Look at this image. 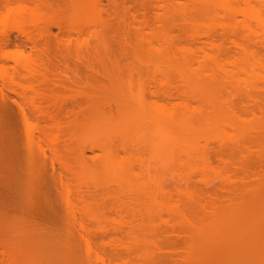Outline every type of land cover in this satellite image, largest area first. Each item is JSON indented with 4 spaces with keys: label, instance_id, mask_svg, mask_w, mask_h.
<instances>
[{
    "label": "rangeland",
    "instance_id": "1",
    "mask_svg": "<svg viewBox=\"0 0 264 264\" xmlns=\"http://www.w3.org/2000/svg\"><path fill=\"white\" fill-rule=\"evenodd\" d=\"M82 1L84 2L81 3V9L78 10L72 7L71 9L67 5L66 8L62 6L64 8L60 9L62 14L57 15L61 13L59 11L55 14L59 19L61 18V27L50 25L47 30L49 32L45 33V30L42 32L45 34L41 33V36L38 31L44 25L39 24L37 29L36 27L33 28L32 22L36 17L32 14H22L23 16H20L21 20H19V16L15 19L6 18L3 11L0 16V66H15L12 60H6L3 56L13 55L18 50L35 58L36 55L40 54L39 51L34 50V45L28 41V36L25 34L26 32L31 33L36 40L38 39L37 42L39 41V44L36 42L35 47L39 50L45 49L44 52L47 53L49 58L51 57L52 65L57 69L65 66L71 69L78 68L76 69L79 70L77 74L81 76L82 81L85 82L84 79H88V82L84 83L88 91L80 82V86L84 87L85 92L89 93L91 88L92 91L93 88L96 89L90 102L82 105L83 114L80 118L84 122L86 130L82 133L81 144L109 146L116 151V149H119L117 148L118 143H128L129 140L133 139V137L129 138L131 137L129 128L126 127L123 121L125 117L118 115L114 110L116 106H113V103L115 105L118 98L129 100L130 105L134 108L135 114L133 113V116L136 115V119L141 117L140 132H146L147 127L151 133H155L153 145H151L152 148L155 147V151L152 152V155L150 152L149 156L147 151L142 155L143 167L147 166L150 169L149 175L152 178L149 192L139 188V183L146 177L144 171L139 180L133 182V184L117 185L120 177L117 166L113 164L115 161L111 162L109 156L99 149H94L93 152H85L86 157H94L92 164L95 167L93 173H81L82 178L80 177V180H84L85 184L82 181L80 190L82 194L79 195L83 197L84 203L80 201L81 204L78 202L77 205L82 210L91 207V212L83 219L89 227L91 235L95 234L92 237L95 238L93 240L96 242L98 249L105 254L122 260L127 259L129 264H223L235 259L232 257V248L241 245L242 247L238 246V248L241 247L245 250L238 257L245 260L244 263L249 264L247 262L252 263L256 260L254 263L264 264V117H261L262 114L257 108H255L253 114L249 112L254 103L248 99L250 97L254 99L256 97L261 98V107L264 110V68L256 65L258 61L255 57H251L249 59L251 65L240 69L226 64L223 70H218L213 67V64L208 63L206 66L209 68L204 65L205 69L197 71L196 69L201 67L199 65L196 68L198 64H201L197 60L199 56L193 57L194 59L189 58L191 61H188V63L191 65L188 63L187 65L190 68L186 66L175 68L172 65L174 64L173 61L167 58L170 56L163 57L157 55L154 51V49H159L160 46L163 48L168 46L165 41L167 42L170 37H173L170 40L177 47L185 46L193 50H197L199 47L205 48V43L218 40L219 34L224 29H232L236 31L238 36L250 38L254 42L252 49L264 53V11L261 14L257 13L260 2L251 0L250 7L252 10H248L247 14L243 15L240 13L243 8L241 1L219 0L220 2H230L234 6L236 4L235 8H238L239 13L229 14L222 8L214 7L204 19L192 18V20H185L181 17L183 21L179 16V19H177V14L172 15H175L174 18L176 17V19L168 18L169 16L172 17L171 15L163 17L161 15L164 13L163 11L151 7L148 10L149 12L146 11L148 14H143L145 17L142 13L139 15L133 14L136 17L135 20H137L135 21L128 13H133L137 7L130 6L129 10H125L127 4L124 6L125 4L122 3L124 1L128 3L129 0H116L124 9H120L121 7L118 4L116 14L114 12L115 8L113 11L107 6L101 7L104 10L95 7H90V9L88 8L89 0ZM147 1L150 5L151 3L155 4L157 0ZM178 1L183 2L184 0ZM15 5L14 3L11 4L13 7ZM124 11L128 12L125 13ZM98 12L102 14H98ZM119 12L122 15L125 14L122 17L123 19L118 14ZM168 13L172 14L171 11ZM67 14L69 17L65 19ZM97 14L102 16H99L103 20L100 21L101 23H99L100 19H98ZM158 16L163 17L162 20L164 19L165 22L160 21ZM146 18L148 21H143ZM155 18L158 19V22ZM118 19L120 20L118 21ZM68 20L80 24L82 28L80 34L78 31H69ZM126 24L129 27L128 25L126 27ZM19 25H22V27ZM193 36L195 37L193 38ZM57 37L58 39H56ZM209 37L211 41H209ZM222 49H224V52H228L227 57L234 55V50H236L230 42H224ZM75 52L82 53L86 58L80 61L76 60L72 56ZM62 54L65 58H62ZM42 55L41 63L46 65V57L44 54ZM223 57L225 56L218 58L221 64H224ZM236 57L235 55L231 60ZM178 62L181 64V61ZM39 63V61L36 62L37 65ZM32 67H34L33 64ZM101 73L103 76L106 74L105 78L100 75ZM66 75L70 76L71 73ZM90 84L96 87H92ZM88 85H90V89ZM167 86L169 89L173 87L171 90L177 87L178 98L169 100L164 99L161 94L159 96L150 94L158 87L168 90ZM61 92L65 91L61 90ZM8 96L11 99L18 100L13 93H8ZM139 99L142 100L139 101ZM6 101L5 104L11 109L13 104H9V99ZM3 102L1 103L0 100V104H3ZM145 102L150 105L147 106ZM176 102H183L182 106L187 107L188 112L193 111L192 114H194L195 109L197 111L203 109V113L206 112L205 114L210 116L213 113L212 118L215 117V114L217 117L214 118L215 120H208L209 123L208 121H200V119L196 120L195 114L194 120L199 121L198 124L200 125V127L198 124L193 125L197 129L195 131L191 130L192 126H188L194 117L191 121L189 119V122L186 119L190 118L189 115L186 118H181L178 115L177 121L179 123H177L175 116H173L175 119L173 118L171 121L167 118L164 110L161 111L155 107L156 105L167 104L166 108H170L169 105ZM204 102L206 103L204 104ZM137 103H140V106ZM142 103L145 106V108L142 106L144 110L140 109ZM70 106V104L66 105L68 108ZM12 108L17 117L14 105ZM190 109L194 110L191 111ZM182 113H184V110ZM100 115L108 117L102 120L99 119ZM7 116H5V119ZM11 118L10 116L6 119L8 123L6 125L7 130L10 134L12 131H16V126L12 124ZM97 121L100 123L98 126H96ZM172 122L173 130L177 129L173 131L174 135L171 133ZM196 122L194 121L192 124ZM137 128L139 127L137 126ZM190 130L194 132L192 133ZM175 131L178 135L175 134ZM140 132L136 134L140 135ZM185 132L191 136H185ZM169 133L172 135V140H170ZM218 152H222L224 155L222 161L216 158ZM112 153L115 154L113 151ZM116 153L115 155L119 158L124 157L122 150L119 149ZM205 158L208 159L210 165L205 164ZM240 166L248 167L245 168L247 172L244 174L247 173V177L240 175ZM134 169L135 172H138L137 166ZM240 177L242 179H239ZM223 184L224 186H222ZM242 184L243 186H241ZM0 191L3 197L11 203L12 197L9 196V188L4 185V187H0ZM105 192L112 194V196H108ZM162 192H167L168 195L165 196L161 194ZM86 194L88 195L86 196ZM107 196L108 198H106ZM89 197L93 199L89 201ZM62 203L59 206L63 209L64 204ZM61 208L60 210H62ZM57 210L58 214L62 215L60 219L56 213L57 218L54 217L56 222L52 218L53 215L51 219H48V216L42 212L40 207L36 210L34 217L33 215L25 213L21 215L10 211L7 212L5 218L1 214L0 243L2 245H0V264H37V261L42 264H50L40 261L48 257V253L47 255L44 254V249L47 248H44L43 245L48 246L50 245L48 241H56L65 237L68 238L69 244L59 243L60 247L57 245L58 248L55 245L53 247L55 252L52 250L53 254L49 252V249L53 248L46 250L49 255L51 254L50 257L52 256L54 260L57 259L55 257H60L57 259L60 260L68 256L72 260L74 258H84L86 253L82 241L79 239L81 232L78 230V226L72 224L70 218L62 219L63 213H59V209ZM75 216L77 219L80 217L77 212ZM32 218L40 225L34 228L21 222L23 219L33 220ZM230 222L233 223L232 228L227 227ZM246 222H248L246 226H249L246 228L247 232H244L241 224L243 226ZM55 229L56 233L52 235L51 232ZM112 238L119 240L115 246H110L111 243L108 244ZM101 241H103L102 244ZM245 244L246 247L250 245L248 248H251V246L252 248H244ZM3 246L9 250L8 254L3 253ZM61 246H64L65 249ZM33 247L39 249L38 256ZM125 247L126 249H124ZM188 247L193 248L189 250ZM61 249L64 252H61ZM41 251L42 253H40Z\"/></svg>",
    "mask_w": 264,
    "mask_h": 264
},
{
    "label": "bare ground",
    "instance_id": "2",
    "mask_svg": "<svg viewBox=\"0 0 264 264\" xmlns=\"http://www.w3.org/2000/svg\"><path fill=\"white\" fill-rule=\"evenodd\" d=\"M236 1H239V2L241 1V3L243 4V8L240 10V13H242L243 15L247 14L248 10H252V8L250 7V1L251 0H236ZM257 1L260 2L259 7L257 9V13L261 14V13H263L262 11H264V0H257ZM82 2H84V1H82V0H1L0 1V16H1L2 12L4 11L5 14L4 13L3 14L5 15L6 18H11V19L14 18L15 19V17L19 16V20H21L20 16H23L26 13L32 14L34 17H36L34 22H32L33 28L36 27V29H37V27H39L38 26L39 24H42V26L44 25L42 28L39 29L40 31H38L40 33L39 35L41 36L42 34H45L47 32L50 25L54 26V27L60 26L61 18L59 19L58 16L55 15V14H57L58 11L61 12L60 9H62L63 7H65L67 5V6H70V8L71 7L73 9L77 8V10H78L81 7ZM103 2L105 3V5H103L104 4ZM13 3L16 4L15 7L11 6V4H13ZM88 3H89V7L87 5L88 8L95 7L97 9H102L101 7L107 6V7L111 8L112 11L115 8L114 12L116 11V8L118 7V4H119V2L116 0H89ZM122 3L125 4L124 6H126V4H127V9H125V10H129L130 6L131 7H137L136 9H134L133 13H128L129 15L131 14L132 20H135V18H136L135 15H133V14L139 15L140 13H142V15H143L151 7H153V9L157 8L158 11H161V12L163 11L164 13L161 14L163 17H167L168 15L172 16L173 14H177L176 15L177 19L182 17L185 20H187V19L192 20V18L204 19L209 14L211 9H213L214 7L222 8V9H224L225 12H227L229 14H232L234 12L239 13L238 8L237 9L235 8L236 4L234 6L230 2H220L219 0H184L183 2L182 1L180 2L178 0L177 1L176 0H157V1H155V4L151 3L150 5H148L147 0H129L128 3H126V1H124ZM119 6H120V4H119ZM120 9H123V8L121 7ZM102 10H104V9H102ZM70 11H72V10H70ZM87 11L89 12V10H87ZM170 11L172 12V14L168 13ZM92 12H94V11H92ZM96 12H97V10H96ZM105 12H104V14H105ZM124 12L126 13L128 11H124ZM79 13H81V12H79ZM165 13H167L166 16H164ZM59 14H62V12L58 13L57 15H59ZM98 14H102V13L98 12ZM98 14H97V16H98ZM112 14H113V12H112ZM115 14H116V12H115ZM118 14H120L121 19H123L122 17L125 14L122 15L121 12H119ZM146 14H148V13H146ZM138 15H136V16H138ZM77 16H78V13H77ZM99 16H101V15H99ZM99 16H98V19H100L99 23H101L103 21V20H101L102 16L100 18H99ZM174 16H172V17L169 16L168 18L176 19V17L174 18ZM178 16H179V18H178ZM62 17H63V15H62ZM67 17H69L68 14L65 17V19ZM118 17H119V15H118ZM143 17H145V15H143ZM158 17H160V16H158ZM162 18L161 17L159 18L160 21L162 20ZM63 19H64V17H63ZM183 19H182V21H183ZM119 20L120 19H118V21ZM146 20L148 21L147 18L144 19L143 21L146 22ZM157 20L158 19H156V21ZM135 21H137V20H135ZM162 21H164V19ZM173 21L177 22L176 20H173ZM166 22H168V21H166ZM14 23H16V22H14ZM17 23L19 24V21ZM20 23L23 25L22 21H20ZM66 23H67V21H66ZM160 23H162V22H160ZM67 24H68L69 31L70 30L71 31H78L80 34L82 28L78 22L69 21ZM102 24H101V28H102ZM22 25L21 26L19 25V26L22 27ZM127 25L128 24H126V27H127ZM103 26H105V25H103ZM40 27H41V25H40ZM128 27H129V25H128ZM18 29H19V27H18ZM57 29H59V28H57ZM110 29H113V28H110ZM21 31H23V30H21ZM43 31H45V33H42ZM113 31H115V30H113ZM125 31H126V29H125ZM38 32H37V34H38ZM122 32H123V30H122ZM25 34H26V36H28L27 37L28 41L32 42L31 44L34 45V50H36V52L39 51L38 53H40L41 55L40 54L36 55L37 57L35 58V57L31 56L30 54L25 55L21 52V50L20 51L18 50V52L14 53L13 55L11 54L9 56L8 55L5 57L3 56V58L6 60L7 59L12 60L15 64V66H13V67H7L5 65L0 66V100H1V103L4 101L3 104H0V187H4V185H5L6 187L9 188L8 193H10V195L9 194L8 195L12 197L11 203L13 204L12 205L11 203H9L4 198L2 192L0 191V215L2 214L3 218H5L7 216V212L10 211V212H13L16 214H21V215H23L25 213L27 215H31V216L33 215V217H34L36 210L38 209V207H40L42 212L48 216V219L49 218L51 219L52 215H53L52 218H54L56 216V213L58 214L57 209H59V211H60L59 213H61V212L63 213L62 219L63 218L64 219L70 218L71 223L78 226V228H79L78 230L81 232L79 234V237H80L79 239L82 241V245L84 246V251L86 253V256L84 258H82V257L79 259L74 258V260H72V259L68 258L69 256L68 257L65 256L66 258H68V259H66V258H63L62 255H60V256H62L63 259L57 260L60 257L59 258L55 257L57 259L54 260L52 256H51L52 258L50 257V255L53 254V252H55L54 248H53L55 245L57 247V245L59 243L69 244L68 238L65 237L64 239L61 238V239H57L56 241L55 240L54 241H48V243H50V245H48V246H46L44 244L43 246H45L44 248H47L46 250H48L49 248H53V249H51V250L49 249V252L51 253L50 255H49V252H46L45 249H44L45 252L42 250L44 252V254L47 255V253H48V257H45V258L41 257L43 259L40 258L41 259L40 261L48 262L50 264H129V260H127V259L122 260L118 257H114L112 255L105 254L102 250L98 249V246H96V242L94 241L95 238L92 237V236H95V234L91 235L92 233H90L91 231H90L89 227L87 226V224L85 223V220L83 219L84 216H88L89 212H91V207L90 208L88 207V209L83 207L85 210L84 209L82 210L80 207L78 208V205H77L78 202L79 203H80V201L83 202V200H82L83 197L80 196L79 194L80 193L82 194V192L80 190H81V185H82L81 183L84 180H80V177L82 176L81 173L86 174L88 172H92V173L94 172L93 170H94L95 165L92 164L94 157H91V158L86 157L85 152L86 151L93 152L94 149H99L100 151H103L105 154H107L109 156V160L111 162H113V160L115 161V163H113V164L117 166L119 177H120V180H119L117 185H124V184L130 185L131 183L133 184V182L139 180L140 176L142 175V172L144 171V175L146 177L143 181H141L139 183V188L145 192H149L150 184L152 182V178L149 175L150 169L147 166L143 167L142 155H143V153H145L147 151V155L149 156L150 152L152 155V152L155 151V147L152 148V146H151V145H153L152 143L154 140V136H155L154 134L155 133H151L149 131L150 129H148L147 127H146V129H147L146 132H143V133L140 132V126H142L141 117H138L137 118L138 120H137L136 119L137 116L136 115L133 116L135 114V112L133 111L134 108L132 105H130L131 102L129 100H127L126 96H125L126 100H124V99L122 100V98L121 99L116 98L117 100L115 101L113 99L115 101V105L113 103V106H116V107H114V110H116V113L118 115L120 114V116L125 117V118H123L124 119L123 121L126 124V127L129 128L128 130H129L130 135H131V137H129V138L133 137V139L129 140L128 143L121 142L120 144L118 143V145H117V148H119L120 150L123 151L124 157L119 158L117 155H115V154H117L116 152L119 149H116V151H115V149L112 150L109 146H102V145H98V144H96V145L95 144H92V145L81 144L82 133H84V130H86V127L84 126V122H82V120L80 118V117H82V114H83L82 105L90 102L91 97L93 95V92L96 89L93 88V91H92V88L91 89L89 88L91 85L90 84V85H88V88L90 89L91 93L85 92V90L83 88L86 86V84L84 86V83L88 82V79L85 78L84 79L85 82L82 81L83 79L81 78V76L77 74L79 70H76V69H78V68L71 69L70 67L65 66L61 69H59V68L57 69V67L52 65L51 57L49 58L47 53L44 52L45 49L43 48L42 50H39L35 47V45L39 42V41L37 42L38 39L36 40L32 36L31 33L26 32ZM100 34H101V32H100ZM66 35H68V34H66ZM5 36H7V35H5ZM102 37H103V35H102ZM194 37L195 36H193V38ZM43 38H44V36H43ZM164 38H166V37H164ZM170 38H169V40H167V42L165 41V43H167L168 46H166L165 48L160 46L162 48L159 47V49H154V51H156L157 55L159 54L160 56H163V57L164 56H166V57L170 56L167 58H169L170 60L173 61L174 64H172V65H174L175 68H178V67L180 68L183 66L190 68V66L187 65L188 61L190 62L191 58L194 59L198 56H199L198 57L199 59L197 58V60L202 65L198 64L196 66V68L199 65L202 68L201 67L197 68V69L195 68L197 71L198 70L200 71V69H203L204 65H205V67H208V66H206V64H208V63L213 64V67L215 69H218V70H223L226 67L225 66L226 64L232 65L234 68H237V69L239 67V69H240L241 67L251 65L250 64L251 62H249L250 61L249 59L251 57H255L256 60L258 61L257 62L258 64H256V65L264 68V64H263L264 63V56H262L264 53H261L259 50H258L259 51L258 52L257 50L252 49V45L254 44V42L250 38H247L244 36H238L236 34V31H233L232 29H224L221 32V34H219V36L217 38L218 40L211 41V38L209 37L210 40L209 39L208 40L211 42L205 43L206 44V46L204 44L205 48L199 47V48H197V50H193V49L185 47V46H183V47L178 46L177 47L174 44V42L172 40H170ZM56 39H58V37ZM174 39H175V36H174ZM3 40H4V38H3ZM5 41H6V39H5ZM163 41H164V39H163ZM215 42H219V43H215ZM224 42H230L234 46V49H236V50H234L235 54L232 56L230 55L231 57L226 56V55H228V52L227 53L224 52L225 48L222 49ZM41 48H42V46H41ZM260 48H262V47L260 46ZM148 51H149V49H148ZM196 51L197 52L199 51V52L197 53ZM42 54H44L46 57L45 58L46 62H47L46 65L41 63L42 56H43ZM81 54L75 52V53H73L72 56L76 60L80 61V60L86 58L85 56H83V54L82 55ZM235 55L237 57L235 59L231 60ZM61 56H62V58L64 57L63 54ZM220 56L226 57V58L223 57L224 60L222 59L224 64L220 63L221 61H219V59H218ZM38 61L40 62L39 65L36 64V62H38ZM178 61H181L182 65ZM260 62H262V63H260ZM32 64L34 67H32ZM188 64H190V63H188ZM213 67H211V68H213ZM86 68H89V67H86ZM196 70H195V72L197 73ZM176 71H178V70L176 69ZM179 71H180V69H179ZM67 72L71 73L72 76L71 75L67 76L66 75V74H68ZM100 75L103 78H105V76H106V74H105V76H103L102 73ZM209 76H210V74H209ZM15 77H16V80H15ZM196 77H197V74H196ZM211 78H212V75H211ZM80 82H82L81 84H83L82 86H84V87L80 86ZM92 87H96V86H92ZM162 88L158 87L157 90L155 89L156 91L154 90V92H152L150 94L153 96H156V95L159 96V94H161L162 97H164V99L167 98L169 100L174 99V98H178L179 94H178V90H176L177 87L176 88L174 87V89H172L173 91L175 90L174 92L171 90V88H173V87H170V89H169L167 86L168 90L167 89L163 90ZM85 89H87V87H85ZM61 90L65 91V92H61ZM86 91H88V89ZM8 93H13L18 100L11 99L8 96ZM64 93H67V94H64ZM173 94H175V95H173ZM248 97H250V96H248ZM131 98H132V96H131ZM135 98H136V96H135ZM8 99L10 100L9 104L12 103L14 105L16 112H17V117L15 116L16 113H13V111H14L12 108L13 105L11 104L12 106L10 109L9 106H7V104H5V101L6 100L8 101ZM248 99L252 100V102L254 103L253 105L256 106V107L253 106L254 108L252 107L249 110V112L251 114H253L254 110H256L255 108H257V110L262 114L261 117H264V110H263V107H261L262 103L260 101L261 98L256 97L254 99L253 97H250ZM140 100H142V99H139V101ZM206 102H204V104ZM182 103L183 102L171 103V105H169L170 108H166L167 104L166 105L165 104L158 105V106L156 105L155 107H157L161 111L164 110V113H166L167 118L170 119L171 121L174 118L173 116H175L176 118L177 117L179 118L178 115H180L181 118H183V117L186 118V117L190 116V118H186V119H188L187 121H189V119L191 121L193 117H194L193 118V120H194L195 114H196V120L200 119V121H208V120L211 121V119H214L215 117H217V115L215 114V117L212 118L213 113H212V116H210V115L205 114L206 112L203 113V111H204L203 109H202V111L200 109H199V111H197L195 108L194 109L196 110V112L194 109H190L191 111L194 110V114H192L193 111L188 112L189 110L187 109V107L185 108V106H182L183 105ZM67 104L68 105L70 104L71 106L68 108V107H66ZM137 104H138V106H140V103H137ZM42 105H44V106H42ZM149 105L150 104H147V106H149ZM142 106H143V103H142L140 109L144 110L143 107L145 108V106H143V107ZM74 107H76V109H74ZM128 107H129V109H128ZM184 108L186 109V111ZM183 110H184V113H182ZM213 110H215V109H213ZM185 112H187L186 113L187 115L185 114ZM176 113H177V115H176ZM191 115H192V117H191ZM5 116H7L6 119L8 117L10 118V116H11L12 117L11 118L12 124L14 126H16V131L15 132L12 131L11 134L7 130L6 125L8 123L5 119ZM107 117L108 116L103 115V116L99 117V119L105 120ZM178 118L177 119L174 118L175 121H177ZM193 120H192V122H194V121L196 122V120H194V121ZM216 120L218 121L219 119H216ZM180 122H181V120H180ZM192 122H190V124H188V126L189 125H190V127L192 126L191 130L196 131L197 129H195L196 127H194V126H195V124H198L199 121H197L194 124H192ZM177 123H179V122L177 121ZM99 124L100 123L97 121L96 126H98ZM172 124H173V122L171 123V129H172L171 133L173 134V131L177 130V129L173 130ZM137 126L139 128H137ZM176 127H177V125H176ZM193 127H194V129H193ZM199 127H200V125H199ZM132 129H134V130H132ZM187 129L189 130L190 128L188 127ZM184 130H185V128H184ZM191 130H190V132H192ZM134 131H135V134H134ZM10 132H11V130H10ZM138 132H140V135L136 134ZM176 132L177 131H175V134H176ZM169 135H170V133H169ZM176 135H178V134H176ZM186 135L191 136L185 132V136ZM171 136L172 135H170V140H172ZM186 140H187V138H186ZM190 148H192V146H190ZM111 150L115 154H113ZM223 156L224 155L222 152H218L216 154V158L219 161L223 160ZM204 162H205V164L210 165L208 159L205 158ZM247 164H249V163H247ZM249 165H251V164H249ZM136 166L138 168V172H135L134 168ZM245 168H248V167L242 166L239 169V172H240V175L247 177V173H246V175H244L245 172H247L245 170ZM251 173H253V172H251ZM241 177L239 179H242ZM260 180H262V179H260ZM120 181H122V182H120ZM83 183L85 184V181ZM84 184H83V186H84ZM244 185H246V184H244ZM258 185H259V183H258ZM222 186H224V184ZM222 186L220 185L221 189H222ZM241 186H243V184ZM239 187H240V183H239ZM256 191H257V189H256ZM105 194H108V192H105ZM161 194H163L165 196L168 195L167 192H162ZM210 194H213V193H210ZM83 195H85V194H83ZM87 195L88 194H86V196ZM104 195H103V197H104ZM214 195H216V194H214ZM108 196H112V194H108ZM108 196L106 198H108ZM92 199H90V197H89V201ZM206 202H208V201H206ZM60 203L64 204V206L61 204L63 206V209L59 206ZM59 207L62 210H60ZM76 212L80 215L79 219H77L75 216ZM61 215L62 214H58L57 216L60 217ZM57 216H56V218H57ZM60 219H61V217H60ZM58 220H59V218H58ZM21 222L23 224H26V225L28 224L29 226H32L34 228H35V226L37 227V225H40L39 222L37 223V221H34V219L33 220L23 219V220H21ZM55 222H56V219H55ZM59 222H60V220H59ZM247 223L248 222L243 224V226L241 224V227L244 228V232H247L246 228L249 226V225L246 226ZM227 227L232 228L233 223L230 222ZM55 233H56V229L51 232L52 235ZM67 234L68 233L66 232V235ZM246 238L248 239V237H246ZM118 241H119L118 239L112 238L108 244L111 243L110 246L111 245L115 246L116 242H118ZM244 241H245V238H244ZM102 243H103V241H101V244ZM191 243H192V241H191ZM246 243H247V241H246ZM248 243H250V242H248ZM0 245H2V244L0 243ZM120 245L122 246V244H120ZM238 246H241V245H238ZM238 246L232 248L233 249L232 250V257H233V259L234 258L235 259L231 262L223 263V264H246V263H244L245 260H242V259H240V257H238L240 254H242V252L245 249L243 250L241 248L242 246L240 248H238ZM35 247L40 248L37 246H35ZM35 247H33L34 251L36 253L37 252L39 253V249H35ZM62 247L64 248V246H61V248ZM65 247H67V246H65ZM248 247H250V245L246 247V244H245L244 248H248ZM192 248H189V250ZM251 248H252V246H251ZM251 248H248V249H251ZM124 249H126V247ZM248 249H246V250H248ZM253 249H254V247H253ZM256 249H257V247H256ZM52 250H53V252H52ZM42 251L40 253H42ZM56 251H58V250H56ZM62 251H63V249H61V252ZM3 253L4 254L9 253V250L5 246H3ZM38 253H37V256H38ZM67 253H68V251H67ZM91 254H92V256H90ZM70 256H71V258H73L72 255H70ZM76 258H78V257H76ZM49 259H51V260L49 261ZM186 259H188V258H186ZM254 262H256V260L253 261L252 263L250 261L247 263L256 264ZM2 263H4V262H2ZM186 263H188V262H186ZM37 264H42V263L37 261Z\"/></svg>",
    "mask_w": 264,
    "mask_h": 264
}]
</instances>
